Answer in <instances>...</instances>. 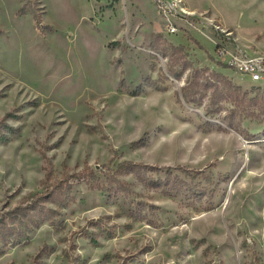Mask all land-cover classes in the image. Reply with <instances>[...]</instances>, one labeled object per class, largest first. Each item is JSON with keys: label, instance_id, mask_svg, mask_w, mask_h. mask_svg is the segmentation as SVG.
<instances>
[{"label": "rangeland", "instance_id": "1", "mask_svg": "<svg viewBox=\"0 0 264 264\" xmlns=\"http://www.w3.org/2000/svg\"><path fill=\"white\" fill-rule=\"evenodd\" d=\"M183 1L0 0V264H264V0Z\"/></svg>", "mask_w": 264, "mask_h": 264}, {"label": "built area", "instance_id": "2", "mask_svg": "<svg viewBox=\"0 0 264 264\" xmlns=\"http://www.w3.org/2000/svg\"><path fill=\"white\" fill-rule=\"evenodd\" d=\"M154 2L159 13L165 16L167 30L170 33L177 34L179 31L173 19H185L195 15V12L190 11L183 0H154ZM204 21L206 26L214 29L218 33L230 35L229 32L222 29L221 24H217L215 19L205 18ZM223 43L220 40V43L216 45V51L222 61L227 63V66L235 69L243 77L249 76L253 82L258 83L263 81L264 55H252L238 47L230 51Z\"/></svg>", "mask_w": 264, "mask_h": 264}, {"label": "trees", "instance_id": "3", "mask_svg": "<svg viewBox=\"0 0 264 264\" xmlns=\"http://www.w3.org/2000/svg\"><path fill=\"white\" fill-rule=\"evenodd\" d=\"M178 48H183V47H178ZM146 170V169H150L149 166L147 165H141V164H137V163H131V162H125V163H122L118 170L116 171V174L120 175V173H124L125 174V171L126 173H130V174H134V173H139V175H141V173L143 172V170ZM117 176V175H116ZM147 181L148 184L150 185H154L155 187L158 186V185H163L162 187H166L164 189H167V192L170 191L172 188H171V185L169 183V179H166L165 182L163 180H159V181H156L154 179V175L153 173L150 174V176L148 177V179H145ZM182 181V180H181ZM108 192V191H107ZM18 241H21L22 240V237H19L17 238Z\"/></svg>", "mask_w": 264, "mask_h": 264}]
</instances>
